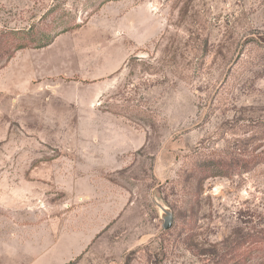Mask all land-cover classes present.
I'll use <instances>...</instances> for the list:
<instances>
[{"label":"rangeland","instance_id":"rangeland-1","mask_svg":"<svg viewBox=\"0 0 264 264\" xmlns=\"http://www.w3.org/2000/svg\"><path fill=\"white\" fill-rule=\"evenodd\" d=\"M76 1L0 0V31ZM0 264H264V0L111 1L17 51Z\"/></svg>","mask_w":264,"mask_h":264},{"label":"trees","instance_id":"trees-1","mask_svg":"<svg viewBox=\"0 0 264 264\" xmlns=\"http://www.w3.org/2000/svg\"><path fill=\"white\" fill-rule=\"evenodd\" d=\"M111 1L119 0L76 1V9L70 10L69 12L60 9L65 3L56 4L49 8L40 18L41 21L57 13L59 10L62 11V13L58 15L60 22L54 25L51 31L39 33L36 31L34 25H29L27 28L23 29H4L0 31V70L8 64L17 51L24 49H42L51 45L55 38L61 34L78 29L80 24H83L85 20L98 11L102 5ZM79 6L82 7V11L84 12L83 15H81L82 18H80L81 23L76 22V12Z\"/></svg>","mask_w":264,"mask_h":264},{"label":"water","instance_id":"water-1","mask_svg":"<svg viewBox=\"0 0 264 264\" xmlns=\"http://www.w3.org/2000/svg\"><path fill=\"white\" fill-rule=\"evenodd\" d=\"M152 201L158 210L159 218L162 220V229L165 231L171 229L174 223V216L172 210L167 206L161 204L153 196H152Z\"/></svg>","mask_w":264,"mask_h":264},{"label":"crops","instance_id":"crops-1","mask_svg":"<svg viewBox=\"0 0 264 264\" xmlns=\"http://www.w3.org/2000/svg\"><path fill=\"white\" fill-rule=\"evenodd\" d=\"M119 67H120V66H119ZM119 67H118V68H119ZM118 68H117V69H118ZM117 69H116V70H117ZM116 70H115V71H116ZM115 71H113V72H115Z\"/></svg>","mask_w":264,"mask_h":264}]
</instances>
